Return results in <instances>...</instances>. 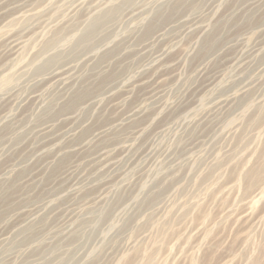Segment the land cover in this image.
<instances>
[{"label": "rangeland", "instance_id": "obj_1", "mask_svg": "<svg viewBox=\"0 0 264 264\" xmlns=\"http://www.w3.org/2000/svg\"><path fill=\"white\" fill-rule=\"evenodd\" d=\"M0 264H264V0H0Z\"/></svg>", "mask_w": 264, "mask_h": 264}]
</instances>
